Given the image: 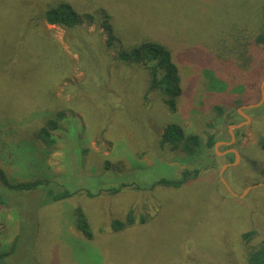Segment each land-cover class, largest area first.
Listing matches in <instances>:
<instances>
[{
    "label": "rangeland",
    "instance_id": "obj_1",
    "mask_svg": "<svg viewBox=\"0 0 264 264\" xmlns=\"http://www.w3.org/2000/svg\"><path fill=\"white\" fill-rule=\"evenodd\" d=\"M58 3H69L80 23L47 25L44 13ZM263 6L264 0H0V172L10 185L48 183L30 192L0 185L7 204L0 206V255L16 244L5 261L248 264L250 253L264 247V45L252 44L264 29ZM143 40L169 51L177 68L175 113L159 91L149 92L144 66L119 58ZM246 49L253 62L239 69V50ZM59 113V142L47 156L37 133ZM169 125L198 136L200 149L189 156L161 147ZM231 135L237 158L221 144L205 148L210 136L229 143ZM194 170L198 176L188 174L178 188H149ZM113 188L120 192L84 194ZM65 192L75 194L56 198ZM76 209L91 241L75 228ZM130 211L134 224L112 232L111 222L125 223Z\"/></svg>",
    "mask_w": 264,
    "mask_h": 264
},
{
    "label": "trees",
    "instance_id": "obj_2",
    "mask_svg": "<svg viewBox=\"0 0 264 264\" xmlns=\"http://www.w3.org/2000/svg\"><path fill=\"white\" fill-rule=\"evenodd\" d=\"M262 18H263V27H264V6L262 9ZM44 20L49 26H58L63 28H73L80 23V18L72 9L71 5L68 3H58L56 5H49L48 9L44 13ZM252 44L255 47H261L264 45V29L262 33L256 35ZM239 69H246L249 67V64L253 62V56L251 57L249 49L240 51L238 53ZM119 58L125 61H134L137 64H140L145 67L150 76V87L149 92L159 91L166 100H164V105L170 113L176 112V99L181 95V83L178 76L177 68L171 60L169 51L163 48L160 44L154 42H148L147 40L141 41L137 46L132 48L129 53L120 52ZM239 78V77H238ZM220 84V83H219ZM216 112H220L219 108L215 109ZM63 119V115L60 113L57 115L55 120H49L45 123L37 133V139L40 141L44 147V154L50 156L55 152L59 140H56L55 133L58 130V124ZM218 141L214 139L213 136H210L205 144V148L213 149L215 144ZM161 147L168 146L171 150H181L186 155L192 156L195 151L200 149L201 141L200 138L193 134H185L178 126L169 125L164 129V133L160 140ZM260 150L264 154V139L258 143ZM194 173V177L198 176L199 172L194 171H184L183 178L179 181L173 179H161L150 185V189L154 186H164L178 188L186 183L190 178L188 174ZM190 176V177H189ZM6 182V181H5ZM7 184V182H6ZM48 185L47 182H41L38 180L32 182L16 183L13 185L7 184V188L13 191H23L30 192L37 189L40 186ZM103 192H106L110 195H116L120 192V189H109L106 191L101 190L97 194H93L89 191H84V194L92 199L96 196H100ZM77 193V192H76ZM75 193L65 192L61 195H58L56 198L58 200L71 198ZM4 198L0 196V206L5 207ZM75 228L87 241L92 240V234L89 228L87 220L84 218L80 210H75ZM133 211H130L126 216V222L120 223L118 221L111 222V231L112 232H121L126 226H132L134 224ZM144 222H141L140 225H143ZM250 235H244V238H248ZM15 241L10 246L8 251L0 255V259L6 260L15 252ZM264 254V247L262 249L256 250L252 254L250 253L247 262L248 264H260L259 259L261 255Z\"/></svg>",
    "mask_w": 264,
    "mask_h": 264
},
{
    "label": "water",
    "instance_id": "obj_3",
    "mask_svg": "<svg viewBox=\"0 0 264 264\" xmlns=\"http://www.w3.org/2000/svg\"><path fill=\"white\" fill-rule=\"evenodd\" d=\"M260 93H261V102L264 100V82L262 83V85H261V88H260ZM246 109H248V108H252V106H248V107H245ZM249 119L246 117V122L248 121ZM245 123H241L239 126H241V125H244ZM239 126H234V128H239ZM234 141V137H233V135H231V140H230V142L229 143H218V144H221V145H223V146H231L232 145V142ZM218 144H216V145H218ZM216 145L214 146V147H216ZM228 153H232L234 156H235V158H237L238 157V153L235 151V150H229V151H227ZM233 164H230V166H232ZM224 168V167H223ZM222 168V169H223ZM220 181H221V183H223V185H224V187L232 194V195H234V196H236L235 194H233L232 192H231V190H230V188L228 187V185L225 183V181L223 180V178H222V175L220 176ZM0 185H2V186H4V187H7V184H6V182H5V179H4V176H3V174L0 172ZM253 188H255V186L254 187H251L250 189H253ZM0 264H8L5 260H2V259H0Z\"/></svg>",
    "mask_w": 264,
    "mask_h": 264
},
{
    "label": "flooded vegetation",
    "instance_id": "obj_4",
    "mask_svg": "<svg viewBox=\"0 0 264 264\" xmlns=\"http://www.w3.org/2000/svg\"><path fill=\"white\" fill-rule=\"evenodd\" d=\"M230 142V141H229ZM221 143H228V142H221ZM217 144V143H216ZM215 144V145H216ZM225 147V151H229V150H232V146H224ZM230 154V153H228Z\"/></svg>",
    "mask_w": 264,
    "mask_h": 264
},
{
    "label": "crops",
    "instance_id": "obj_5",
    "mask_svg": "<svg viewBox=\"0 0 264 264\" xmlns=\"http://www.w3.org/2000/svg\"><path fill=\"white\" fill-rule=\"evenodd\" d=\"M221 142H223V141H218L217 144H218V143H221ZM216 146H217V145H216ZM224 152L228 155V152H227V151H224ZM225 153H223V154H225Z\"/></svg>",
    "mask_w": 264,
    "mask_h": 264
}]
</instances>
